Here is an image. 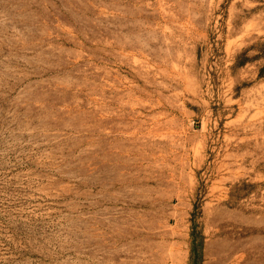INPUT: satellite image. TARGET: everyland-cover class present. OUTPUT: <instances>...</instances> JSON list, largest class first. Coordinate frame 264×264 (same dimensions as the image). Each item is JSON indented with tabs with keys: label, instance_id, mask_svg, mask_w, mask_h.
Segmentation results:
<instances>
[{
	"label": "rangeland",
	"instance_id": "1",
	"mask_svg": "<svg viewBox=\"0 0 264 264\" xmlns=\"http://www.w3.org/2000/svg\"><path fill=\"white\" fill-rule=\"evenodd\" d=\"M264 264V0H0V264Z\"/></svg>",
	"mask_w": 264,
	"mask_h": 264
},
{
	"label": "trees",
	"instance_id": "2",
	"mask_svg": "<svg viewBox=\"0 0 264 264\" xmlns=\"http://www.w3.org/2000/svg\"><path fill=\"white\" fill-rule=\"evenodd\" d=\"M190 264H200L202 256V243L196 241L195 234H193V242L191 248Z\"/></svg>",
	"mask_w": 264,
	"mask_h": 264
}]
</instances>
